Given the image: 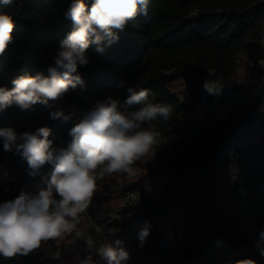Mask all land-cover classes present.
<instances>
[{
  "label": "trees",
  "instance_id": "obj_1",
  "mask_svg": "<svg viewBox=\"0 0 264 264\" xmlns=\"http://www.w3.org/2000/svg\"><path fill=\"white\" fill-rule=\"evenodd\" d=\"M71 2L11 0L4 4L0 0V12L14 21L12 42L0 54V87L12 89V81L26 73L49 74L47 69L54 63L61 41L73 28L65 16ZM85 3L90 6L92 0ZM263 21L264 0H149L147 15L138 14L123 30L114 29L117 41L110 45L103 42V51L95 44L88 47L89 62L77 73L82 84L47 104L21 109L13 103L0 109V129L12 128L19 135L47 127L51 149L58 152L69 147L70 130L98 101L111 97L123 103L128 88L149 90V102L171 107L167 121L158 117L151 122L156 143L171 135L176 140L156 169L126 185L127 190H139L138 198L124 203L112 219L117 236L149 228L141 246V262L170 253L172 258L165 264H237L245 259L264 264L257 249L258 243H264L259 240L264 231V66L258 67L255 82L249 85L263 83L255 94L249 86H239L233 80L237 54L257 50L251 38ZM178 79L195 92L193 99L180 101L176 97L172 84ZM206 81L219 88L209 92L204 87ZM201 102L234 110L224 116L211 115L203 124L185 120L184 113ZM53 112L62 115L53 119ZM3 157L11 159L10 164L19 160V177L9 190L0 188V203L15 199L21 190L34 192L29 187L42 183L52 171L48 163L34 171L15 150L5 151ZM230 165L237 170L230 199L237 215L250 219L251 232L246 239H241L234 218L211 212L216 185ZM151 180L163 181L159 198L143 191ZM187 190L195 192L182 198ZM91 205L92 201L87 208L90 213ZM173 206L194 213L175 235L156 223V218ZM0 264L59 263L52 255L36 252L8 260L0 257Z\"/></svg>",
  "mask_w": 264,
  "mask_h": 264
},
{
  "label": "clouds",
  "instance_id": "obj_2",
  "mask_svg": "<svg viewBox=\"0 0 264 264\" xmlns=\"http://www.w3.org/2000/svg\"><path fill=\"white\" fill-rule=\"evenodd\" d=\"M2 2L8 4L11 0ZM148 9L149 0H92L90 6L85 0H72L65 16L73 22V28L61 41L54 63L47 69L49 74L26 73L12 81V89L0 87V109L13 103L21 109L47 104L75 89L83 83L77 73L89 62L88 47L95 44L98 51H103V42L110 45L119 39L114 29L123 30L138 14L147 15ZM13 29L12 17L0 12V54L12 42ZM260 42L264 44V37ZM204 87L209 92L219 88L210 81ZM127 91L129 95L123 103L111 97L98 101L70 130L69 147L58 152L51 149L47 127L19 135L12 128L0 129L4 150L21 153L31 169L38 171L45 163L52 165L51 173L34 192L21 190L15 199L0 203V257L8 260L26 256L39 249L42 241L73 232L98 190V178L113 173L134 174L132 165L156 143L151 122L158 117L167 121L171 107L149 102L147 89ZM61 115L62 112L51 113L53 119ZM144 124L149 127L142 128ZM149 234L147 226L140 230L141 246ZM84 239L91 248V235ZM259 240L264 242V231L259 233ZM120 244L118 239L114 244L105 241L96 251L107 264H122L129 253ZM257 249L264 257V243H258ZM82 264H92L91 256ZM237 264L257 262L245 259Z\"/></svg>",
  "mask_w": 264,
  "mask_h": 264
},
{
  "label": "rangeland",
  "instance_id": "obj_3",
  "mask_svg": "<svg viewBox=\"0 0 264 264\" xmlns=\"http://www.w3.org/2000/svg\"><path fill=\"white\" fill-rule=\"evenodd\" d=\"M262 37H264V21L255 35L251 38V41L256 43L257 50L251 52L241 51L236 56V69L233 80L239 86L248 87L254 83L256 79L254 76L257 73L256 70L258 67L264 66V44L260 42ZM262 86L263 83L254 87L249 86V91L255 94ZM172 87L176 97L180 101L191 100L195 96V92L186 87L183 79L174 81ZM233 110L234 108L232 106L201 102L186 111L184 113V119H193L203 124L211 115L224 116ZM175 140L176 136L171 135L164 141L155 143L145 156L141 157L132 165L134 174L131 176L126 173H113L112 175H104L102 178H98V190L92 199V212L90 213L86 209V211L81 214L80 222L73 232L65 234L62 238L42 241L41 247L31 253L41 252L43 254L52 255L56 257L61 264H82V261L89 256H91L92 264H107L97 253L96 249L105 241L114 244L118 239L121 241L119 247H122L129 253L128 260L123 261L122 264H165L170 261L172 255L167 253L141 262L139 259L142 247L140 243H138L140 229L137 228L129 234L119 238L117 236L118 228L114 227L111 221L117 216L124 203L128 201L134 202L138 198L137 191L139 190H127L126 185L137 180L139 175L151 169H156L161 163L163 155L172 148ZM0 146V157L10 164L11 159H5L4 157L6 156L3 157L5 150L3 148L2 138H0ZM18 163L19 160L16 164H10L14 182L17 181L19 177ZM236 171L234 165H230L223 169L222 178L216 185L217 191L214 198V207L211 212L226 218H234L235 223L241 231V239H246L251 232L250 219L247 217H239L234 202L230 199V187ZM162 184V180L147 181L143 186V191L154 199L159 198ZM194 192L193 190H187L182 193L181 197L186 198L193 195ZM193 216L194 213L192 211L173 206L162 212L156 218V223L160 229L165 230L167 233L172 232L175 235L178 231L184 229V223ZM97 229H99V231H97ZM88 235H91L93 239L91 248L88 247L84 239ZM178 243L182 246L185 245L182 239H179ZM65 245L69 246L68 250L65 248ZM67 255L72 257L66 259L65 257Z\"/></svg>",
  "mask_w": 264,
  "mask_h": 264
},
{
  "label": "built area",
  "instance_id": "obj_4",
  "mask_svg": "<svg viewBox=\"0 0 264 264\" xmlns=\"http://www.w3.org/2000/svg\"><path fill=\"white\" fill-rule=\"evenodd\" d=\"M42 183L40 182H35L33 183L29 188L32 190H36V186L40 185ZM14 181L12 179V168L11 165L4 161L1 157H0V188L4 187V189L7 191L9 190L12 186H14ZM129 203L131 201H128ZM65 248L68 250L69 246L65 245Z\"/></svg>",
  "mask_w": 264,
  "mask_h": 264
},
{
  "label": "crops",
  "instance_id": "obj_5",
  "mask_svg": "<svg viewBox=\"0 0 264 264\" xmlns=\"http://www.w3.org/2000/svg\"><path fill=\"white\" fill-rule=\"evenodd\" d=\"M69 257H72V256L67 255L65 258L67 259V258H69ZM58 263L61 264L59 261H58Z\"/></svg>",
  "mask_w": 264,
  "mask_h": 264
}]
</instances>
